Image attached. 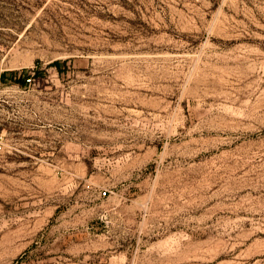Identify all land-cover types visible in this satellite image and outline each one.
<instances>
[{
	"label": "rangeland",
	"instance_id": "374dc122",
	"mask_svg": "<svg viewBox=\"0 0 264 264\" xmlns=\"http://www.w3.org/2000/svg\"><path fill=\"white\" fill-rule=\"evenodd\" d=\"M263 103L264 0H0V264H264Z\"/></svg>",
	"mask_w": 264,
	"mask_h": 264
},
{
	"label": "bare ground",
	"instance_id": "6f19581e",
	"mask_svg": "<svg viewBox=\"0 0 264 264\" xmlns=\"http://www.w3.org/2000/svg\"><path fill=\"white\" fill-rule=\"evenodd\" d=\"M264 115V103L260 106V109L258 111H255L254 115V128L251 129V132H254L256 130H259L260 132L264 133V124L261 123V116Z\"/></svg>",
	"mask_w": 264,
	"mask_h": 264
}]
</instances>
